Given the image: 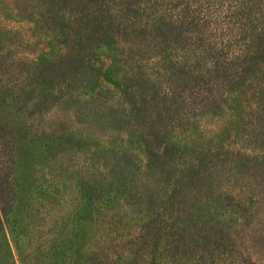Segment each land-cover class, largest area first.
<instances>
[{"label": "trees", "instance_id": "16d2710c", "mask_svg": "<svg viewBox=\"0 0 264 264\" xmlns=\"http://www.w3.org/2000/svg\"><path fill=\"white\" fill-rule=\"evenodd\" d=\"M5 49L0 264H229L253 252L264 0H0ZM19 98L35 123L9 113Z\"/></svg>", "mask_w": 264, "mask_h": 264}, {"label": "rangeland", "instance_id": "374dc122", "mask_svg": "<svg viewBox=\"0 0 264 264\" xmlns=\"http://www.w3.org/2000/svg\"><path fill=\"white\" fill-rule=\"evenodd\" d=\"M6 23L8 24H11L13 22H9L7 21L6 19L4 20ZM19 23V24H18ZM18 26L17 29H19V34H23L24 37H26L27 34H31V31L30 29H28V24L27 22H19V21H15V26ZM30 38L35 42L38 43V45L36 44V48L39 47L41 43H39V39L38 37L36 36L35 33H32L30 35ZM51 42V45L50 48L47 47L46 43H45V47L49 48V50L51 51V54L52 55H55L56 51L58 50V47H59V43L57 42L56 39H52ZM33 46V44H32ZM1 51V50H0ZM7 52V49L3 50L2 52H0V54H4ZM36 53V52H35ZM35 53L31 52L29 53L30 56H35ZM26 61H22L21 63V66H23V64H26L25 63ZM12 78L14 79V81H18L20 80L19 79V73L17 71H14L12 73ZM15 77H17L15 79ZM13 81V82H14ZM11 82V83H13ZM11 89V88H10ZM60 108V107H59ZM8 111L11 115H14L15 117H18L17 114L20 113V114H27L28 116H25V120L26 122H36L37 121V113L36 112H32L31 114L32 115H29V112H31L30 110H33V105L32 104H26L22 103V101H20V98L19 99H16L15 101H12L10 102L9 106H8ZM61 109H58L57 110H53V114L54 112L57 114V113H61ZM51 112H49L46 117L47 118H51L50 115H52V113L50 114ZM20 117V116H19ZM21 119V118H20ZM216 125H218L217 123V120L211 116H209L208 118H206L204 120V126L207 128V129H212L214 128ZM257 246L254 248L253 252L251 254H247L246 250L245 249H242V250H239L237 248V250H235L233 253H231V257H229L227 259V261H229V264H264V234L262 236V238L260 239H257L256 243ZM226 261V259H225ZM219 264H223V260H219Z\"/></svg>", "mask_w": 264, "mask_h": 264}]
</instances>
